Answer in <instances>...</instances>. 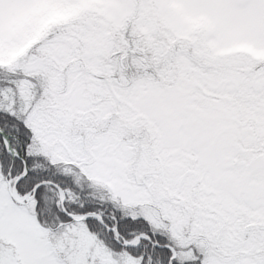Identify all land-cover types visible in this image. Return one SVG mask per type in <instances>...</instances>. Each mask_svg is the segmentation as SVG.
<instances>
[{"label": "snow or ice", "instance_id": "snow-or-ice-1", "mask_svg": "<svg viewBox=\"0 0 264 264\" xmlns=\"http://www.w3.org/2000/svg\"><path fill=\"white\" fill-rule=\"evenodd\" d=\"M0 264H264V0H0Z\"/></svg>", "mask_w": 264, "mask_h": 264}]
</instances>
